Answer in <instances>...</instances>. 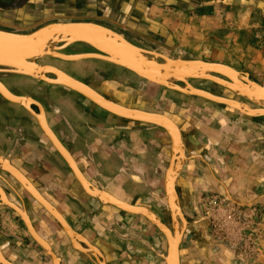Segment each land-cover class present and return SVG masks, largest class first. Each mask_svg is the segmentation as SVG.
I'll return each instance as SVG.
<instances>
[{
  "label": "crops",
  "instance_id": "crops-1",
  "mask_svg": "<svg viewBox=\"0 0 264 264\" xmlns=\"http://www.w3.org/2000/svg\"><path fill=\"white\" fill-rule=\"evenodd\" d=\"M217 1L218 0H204L202 2L195 0H0V14H16L21 16L25 13L26 9L32 8L31 11H33V14L37 13L34 14L35 16H31L30 18L24 16V18L26 17L24 22H17L15 24L23 28H29L28 26H34L58 16H67V19L64 18V20L72 21L60 22H90L106 28H114L112 24L116 22L119 25L123 24L129 27L130 24L128 22H133L132 25L136 24V26L131 27L137 30L140 29V27H137L136 21H159L161 23L160 27H164V21L171 22V18H173V16L168 15L169 12H178L180 15H182L183 12L184 14H187L189 12V10L185 7V5L187 6V4L202 6L211 5L212 3L216 4ZM241 1L244 0H227V2H231L233 4H238ZM2 18L3 17L0 16L1 24L8 25L9 23H12ZM0 30L18 33V31L15 30H4L1 28ZM133 35H135V37L141 36L137 33H134ZM56 89L59 88H53L52 90L55 91ZM198 101L202 103V101ZM204 113L208 115L207 118H200L196 115H193L192 117L186 118L183 123H181L180 121L179 125L173 119L166 116L170 120L174 121V123L181 131L187 154L189 156L197 157V160H192L183 167L181 176L178 179V185L182 188H185L186 191L188 188V181H198L200 182V186H205L206 189L207 180L214 182L215 184H218V180H225L227 182H230L231 188H236L237 191L243 192L245 196L264 195V129L262 130L260 129V127L256 128L255 126H253V124H250V122L244 121L247 119H245L244 117H241V119L236 123H234L233 120H227L225 118V122L221 121V125H215L211 123V120H209L208 118L216 116V112L213 111L214 114H209L208 112ZM233 115L234 114H232V116ZM121 136L123 137V139L116 144L115 149L123 155L125 154V156L129 155L132 163L134 162L133 164H131L130 162V166H132L136 171L134 173L138 176L140 182H146V184L148 185H150L151 183L155 185L156 182L160 181L159 185L161 186V180L163 178L158 176L154 177V175L150 172L151 167L152 169L156 170V172H158V168H155L157 167V165L152 164V166L149 167L148 164L139 162L137 160L138 148H140L138 147V144L135 143L136 141H138L137 136L127 133H122ZM125 137H128L129 139L131 138L130 140H133V142H128ZM87 149L88 153H86L88 155H86L88 160L84 158L85 156L83 155V153H80L77 145H71L70 152L74 154L75 159L80 165H84L83 171L86 177L83 173L82 174L90 184L92 183L89 180H93L96 185L100 186L101 188H106V190L111 194L113 193V195L117 199L129 205L136 206L140 203H142L143 205L150 204L152 198L149 199L137 197L138 186L137 188L133 186L131 180L132 175L129 172L126 171V174L124 173L123 169L128 168L129 165L125 167H122L120 165V169H116L115 166L104 163V161H102V159H100L98 155H94L93 157L90 156L89 148ZM171 150L172 146H170V151ZM23 152L25 153V155L31 154L34 153V149L30 150L29 148H24ZM75 163L78 164L76 161ZM167 168L166 170L160 171V176H162L163 174L165 178ZM56 172H51L49 174V172L46 170V174L44 176H41L40 178L38 176L37 178L32 177L36 184H38V189L50 202L40 194L35 185H33L27 178L26 179L32 184V186L42 196L43 199H45L58 212L60 210L61 213H59L65 216V218H67L71 222L74 231L79 233V236H81L88 244L98 249L100 253L105 256V258L107 259V261L105 260L106 264H165L164 258L167 255V242L162 234L159 233L162 238L161 240L157 232L153 229L154 227L152 228V232H150V235L153 238V241L150 242V244L154 248L161 249V244L163 241V250L165 251L164 254L157 253V251H154L153 254H150L145 250L141 251L136 246L135 242L136 239L139 238L138 231H140L139 224L143 226V228L145 227L144 229L148 228L145 224L138 220L137 216H133L130 214L128 215L127 213L119 211L115 208L103 205L101 204V202L89 197L84 192L86 196L91 199L89 200L80 192V190L76 188V186L73 185L71 187L73 191H79H77L78 196L77 194H75L76 198H74V200H77L80 206L84 207V209L79 212L80 215H75L73 213V209L75 210V207L78 205L76 202H72V208V204H67L64 199V194L67 191V187L64 185L65 180L63 179L62 175L58 173V171ZM92 186L94 185L92 184ZM194 189L199 191L203 188L194 184ZM32 200L34 199L32 198ZM154 202L158 203L157 201H155V199ZM163 202L165 203V201ZM134 203H136V205H134ZM100 205H102L103 207H101ZM255 208H264V206L260 205L259 207ZM43 210L34 209L31 212L33 221V224L31 223V225L38 236L43 240L45 239L44 241H47V243L55 249L58 255L61 256V264H89V262L85 260L84 257L78 255L77 252V254L71 252L72 250L69 248V245H71V243L67 241L65 232L62 231L64 232L63 234L59 230L57 225L54 224V219L45 210L44 213ZM4 214L13 216L14 219L16 218V216L7 209H4L0 214V250H2L1 252L4 253V257H6L5 259H9L11 262H24L22 261V258L19 256V254L14 252V250H21L20 252L24 254L26 253L29 257V261L27 260L28 262H25L26 264L38 263L37 260L40 258V253L36 249H34L33 246L26 245V243L32 245V242L28 240L29 236L27 234H23L26 242H23L19 238H16V236H14L13 234H3L2 227L6 224H2V220L11 223V217H4ZM49 216L53 220H51ZM143 221L151 225L146 220L143 219ZM88 224L101 225H98L97 227ZM100 226L104 228L108 226L114 228L113 232L116 237L107 238L106 231L100 229ZM7 227L12 228L13 225L7 224ZM154 240H158L157 244H155ZM188 247L189 243L180 249V264H207L196 253H190V250L188 251ZM82 248L86 249V247L84 246H82ZM217 249L227 250L228 247L224 246L222 243H217ZM183 253L185 256L183 255ZM161 256L163 257L162 259ZM216 261L217 264H220V262L223 261V258L218 257ZM236 261L237 260L232 259L229 264H233ZM241 263H243V259H241Z\"/></svg>",
  "mask_w": 264,
  "mask_h": 264
},
{
  "label": "flooded vegetation",
  "instance_id": "flooded-vegetation-1",
  "mask_svg": "<svg viewBox=\"0 0 264 264\" xmlns=\"http://www.w3.org/2000/svg\"><path fill=\"white\" fill-rule=\"evenodd\" d=\"M61 53L64 55L72 56L94 53V51L85 45H74L62 51ZM164 55L171 59L188 61V59L183 55H179L177 58H172L170 55L165 53ZM39 64L53 66L66 73L70 77L90 86L96 92L103 95L107 100L120 104L122 103V105L127 107L141 110L143 107L137 106L139 98L138 96H142L139 94H144V96H146V99L151 102L155 101L158 104L159 102H162L161 97L164 96L165 101H163V106H166L167 103L171 101L172 106L175 109L183 108L188 111H196V113L199 110L204 115H206L204 112L212 114L210 109L204 106V104L207 105L206 102L202 104L198 101L194 102L192 105L189 104V101L192 98L173 91H169L168 93L166 92L167 94L163 92H161L160 94H153V92L149 91L153 87L149 86L147 82L138 79L135 75L125 70L116 68L103 62H99L96 60H85L72 63L60 61L57 59H45L43 61H40ZM48 77L51 79L53 78L52 76ZM0 81L12 94L18 97L31 98L43 107L48 127L59 140V142L72 155L73 159L77 163L78 161L75 159L74 154L70 152L71 145H77L78 150L80 151V153H83V155L85 156L83 157L86 160H88L87 148H89L90 156L93 157L94 155H98V157L102 159L104 163L115 166L116 169H120V165L122 167L129 165L128 168H124L125 170L123 169V171L124 173L126 171L129 172L132 175L131 180L133 186L135 188H137L138 186L137 197L149 199L152 198L150 204L148 205H143L142 203L137 205L136 203H134V205L151 211L172 232L169 211L165 203L163 202L165 201V191L163 186L164 175L162 174L163 177L160 176V171L166 170L169 164V160L171 157V142L168 135L162 129L153 127L151 125L123 120L116 116H111L105 113V111L101 110V108L95 106L92 102L87 101V99H85L84 97H81L78 94L60 87L50 86L43 82H37L29 78L6 74H0ZM199 82L209 83L207 81L190 80L189 84L190 86L199 90L213 92L208 88H199L197 85V83ZM178 85L181 86V84ZM210 85L216 86L214 84ZM216 87L219 88L222 92L213 93L219 94L220 96L228 99L230 98L237 100L239 101V103L244 102L252 109L256 108V106H254L253 104H250L247 101H243L242 99H238L232 93H230L229 90L221 88L219 86ZM53 88L59 89L53 91ZM114 94H118V98L114 99ZM123 95L126 96V100L124 99V101L121 102L120 99ZM128 101L129 103H126ZM31 109L35 114H39V110L37 107L31 106ZM143 109L146 110L145 108ZM155 113L163 114V112L161 111H156ZM229 114L232 116L233 113L229 112ZM253 120L259 122L264 121L263 118H255ZM122 133L134 134V136H137L138 141H136L135 143H137L138 147H140L138 148L137 160L139 162L148 164L149 167L152 166V164L157 165V167L155 168H158V172L152 169V167L150 172L154 175V177L158 176L163 178L161 180L162 186L159 185L160 181L156 182L155 185H153L152 183L148 185L146 184V182H140V179L134 173L136 171L132 166H130L134 162L132 163L129 155L125 156V154L123 155L115 149L116 144L123 139V137L121 136ZM125 138L128 142H133V140H130L131 138ZM24 148H29L30 150L34 149V153L25 155V153L23 152ZM185 155L188 158L189 162L197 158L195 156H189L186 150ZM0 157L6 159L10 163V165L16 168L18 172H21V174H23L33 185H35L37 190L47 201L49 200L38 189V184H36L32 177L37 178L38 176L40 178L41 176H44L46 174V170L49 172V174L51 172L58 171V173H60L65 180L64 185L67 187V191L64 194V199L67 204L70 205L72 204V202H76L78 206L75 207V210L73 209V213L75 215H80L79 212L84 209V207L80 206V204L77 202V200H74V198H76L75 194H77L78 196V190H80V192L86 198H88L84 193L82 186L74 178V174L63 162L58 153H56L52 148L50 142L47 141L38 125V121L36 120V118L32 117V115L25 111L23 108L12 105L4 101L2 98H0ZM77 165L84 174V165H80L79 163ZM89 181L97 189L107 191L106 188H101L100 186L96 185L93 180ZM199 183L200 182L198 181H188V188L186 191L185 188H182L179 185L176 188L179 197V205L182 210L183 217L187 223L185 232L183 233V238L181 240L180 249L189 243L188 251L190 250V253H196L207 264H217L216 260L218 257L223 258V261L220 262V264H229L232 259L239 260V252L232 251L229 248L227 250L217 249V242L210 235L208 222L203 217L198 216V209L194 205L196 196L198 194L205 193L206 190L209 192L219 191L224 193V190L220 186H218L217 183L215 184L214 182H211L209 180H207L206 189L205 186H200ZM194 184L203 189L199 191L195 190ZM73 185L76 186L78 190L73 191V189L71 188ZM0 187L4 190L7 198L13 204H15L20 209H23L27 213L31 220V223L33 224L31 212L34 209L43 210L41 206L37 202L32 200V198L26 194L22 187L16 184L7 173L1 171ZM229 192H231L230 195L233 198L239 200V198H236V195H234L233 191ZM243 196L245 195L243 194ZM154 199L158 203L154 202ZM187 202H190V205H187ZM260 205H264V201L261 200L258 206ZM71 206L73 208V204ZM100 206L103 207L102 205ZM4 209L6 208H4L3 206L0 208V214ZM63 217L68 226L74 231L71 222L67 218H65V216ZM49 218L53 220L50 216ZM16 220L19 221V219L17 218ZM53 222L62 232L63 229L61 228V226L54 220ZM180 224L182 223L180 222ZM88 225H94L98 227V225L101 224ZM22 226L25 229L23 223ZM100 229H103V231L105 230L106 234H108L110 237H116L113 232L114 228L110 226L105 228L100 226ZM62 233L64 234V232ZM65 237L67 241L70 242L69 238L66 235ZM138 242L142 243L143 240L136 239L135 244L138 245ZM144 243H146V241H144ZM51 248L54 254H56L58 258H60L61 256L58 255L55 249L52 246ZM69 248L72 250L71 252L77 254L73 250L71 245H69ZM37 249V251H39L41 255L45 256L40 248ZM164 252L165 251L163 250L159 251L158 253L164 254ZM78 255L86 259V257L82 254L78 253Z\"/></svg>",
  "mask_w": 264,
  "mask_h": 264
},
{
  "label": "rangeland",
  "instance_id": "rangeland-1",
  "mask_svg": "<svg viewBox=\"0 0 264 264\" xmlns=\"http://www.w3.org/2000/svg\"><path fill=\"white\" fill-rule=\"evenodd\" d=\"M185 7L189 10L187 14H184L183 12V14L180 15L178 12H169L168 15L173 16V18H171V22L164 21V27H160L161 23L154 20H140L138 22L136 21L137 27H140V29L137 30L131 27L136 26V24L132 25L133 22H128L130 24L129 27L121 23V25H119L117 22L114 23L115 25L112 24V26L118 30H121L127 35L135 36L133 35L134 33L141 35L136 37L150 44L140 47L142 49L157 52L162 55H164L165 53L170 55L172 58H177L179 55H183L188 60H197L227 66L235 70L236 72L247 74L249 80L264 87V0H244L239 2L238 4L227 2V0H218L216 4L212 3L211 5L202 6L187 4V6L185 5ZM31 9L32 8L26 9L25 13L21 16L16 14H0V16L3 17L2 19L12 22L9 24L7 23L8 25H3L0 23V28L4 30L18 31V34H29L30 32L44 27L47 24L57 23L60 21H72L64 20V18L67 19V16H58L34 26H28L29 28H23L19 27V25H15L17 22H24L26 17L30 18L31 16H35L34 14H37H33V11H31ZM24 16L26 17L24 18ZM124 28L127 29L125 30ZM216 77L220 78L219 76ZM210 84L213 83H197L198 87L201 89L208 88L209 90L216 93L222 92L219 88L216 87L219 85L214 84L216 86H213ZM149 86H152L154 88L149 90L153 92V94H160L161 92L167 94L169 92V90L158 86ZM213 92L209 93L222 97L219 94ZM139 95L142 96H138L139 98L137 106H141L148 111H161L163 112V114L173 119L178 125L180 121L181 123H183L186 118L192 117L193 115H196L200 118L208 117L207 114L204 115L199 110L196 113V111H188L183 108L175 109L173 108L171 101H169L166 106H163V101H165L164 96L161 97L162 102H159L158 104L155 101L151 102L146 99V96H144V94ZM117 96L118 94H114V99L118 98ZM234 96L238 99H242L236 95ZM121 97V102H123L124 99L126 100L125 95ZM190 98L192 99L189 101V104L193 105L194 102H198V100H200L202 101V104L204 102L207 103V105L204 104V106L210 109L211 113H213V111L216 112V116L208 118L209 120H211V123L215 125H221V121L225 122V118L227 120H233V122L236 123L241 119V117H244L245 119L247 118L244 121L250 122V124H253V126H255L256 128L260 127V129H264V121L259 122L253 120L255 118H248L226 106H219L212 102L205 101L202 98ZM242 100L246 101L244 99ZM126 103H129V101ZM241 103L245 104L244 102ZM254 106H256L255 109L264 108V105ZM230 110L233 112V114L236 113L232 117L229 114V112H231ZM188 162H186V164ZM217 182L218 186H220L224 190V193L219 191H206L205 193L198 194L196 196L194 205L198 209V216L203 217L208 222L210 235L216 240L217 243H222L232 251L239 252L238 256L240 260H237L233 264H242L241 259H243V264H264V208H255L259 207L258 205L261 200L264 201V195L243 196V192L237 191L236 188H231L230 182H227L225 180H218ZM177 186L178 181L176 188ZM229 191H233L234 195H236V198H239V200L233 198L230 195L231 192ZM225 193L230 195L238 204H243L244 207H240L226 201L224 196ZM187 205H190V202H187ZM8 216L10 215L4 214V217ZM10 217L11 223L2 220V224H6L2 227L3 234H13L14 236H16V238H19L23 242H26L23 234L27 233L25 231L26 229L24 230L21 221L15 220L17 217L15 219L13 216ZM137 218L149 229H144L145 227L143 228V226L139 224L140 231H138V239H142L143 242H138L139 246L137 244L136 246L141 251L145 250L146 252L153 254L154 252H152L146 245L148 244L150 247H152L150 242L153 241V238L150 235V232H152L153 226L144 222L142 218ZM7 224H12L13 227H7ZM153 229L157 231L156 228ZM157 234L161 238L158 231ZM106 237L109 238L110 236L107 234ZM28 238V240L32 242V245H30L29 243H26V245L33 246L34 249L38 250L37 248L39 247L36 245V243L33 242L30 236ZM144 241H146V243H144ZM157 241L158 240H154L155 244H157ZM163 247L164 243L162 241L161 249H157L154 247L152 248L158 253L159 251H163ZM232 247H234L235 249H232ZM20 251L14 250V252L18 253L22 258V261L28 262V255ZM48 259L49 258L44 257L40 254V258L37 260L38 263L36 264H49ZM85 260H87L89 264H93L89 259L86 258ZM105 260L107 261L106 258Z\"/></svg>",
  "mask_w": 264,
  "mask_h": 264
},
{
  "label": "water",
  "instance_id": "water-1",
  "mask_svg": "<svg viewBox=\"0 0 264 264\" xmlns=\"http://www.w3.org/2000/svg\"><path fill=\"white\" fill-rule=\"evenodd\" d=\"M74 45H85L91 48L94 53L81 54L75 56H67L61 53L62 51ZM47 58L57 59L64 62H79L85 60L101 61L116 68L123 69L137 76L148 84L156 85L166 90L173 91L188 97H201L204 100L212 102L219 106L226 104L221 103L222 101H218L220 99H217L216 97L212 96L216 100H214L213 98H208V93L194 90V88L190 86L189 81L193 79H199L203 81L214 82L216 84H218L219 82L218 85H221V83L229 84V82L225 83V81L221 79H216V77L212 76L218 75L226 80H229L230 78L222 73V70H227L229 72L234 73L235 76L237 75L239 79H242V81L246 82L247 84H250L254 86V88L264 92V87L249 80L247 74H241L229 67H225L219 64H211L197 60L184 61L180 59H170L157 52H152L137 47L136 45L130 43L127 39H125L121 34L106 27L90 22L52 23L41 27L30 34H18L0 30V74L23 76L34 81L45 82L46 84H51L60 88H64L84 98L86 97V92H89L88 94H91L96 98L101 99L94 92L85 87L83 83L73 79L72 77L63 73L59 69L55 67L38 65V62L43 61ZM46 75L52 76L53 78H46ZM178 84H181V86H179ZM187 87L188 90H186ZM227 90H229L234 95H237L243 98L244 100L249 101L254 105H264V102L261 100L260 103H256L254 100H250L244 97L243 95L238 94L234 90ZM0 98L10 104L23 108L34 118H36L41 131L50 141L53 148L68 164L69 168L73 170V172H75L78 180L83 185V188L88 192V187L79 172L77 171V169L75 168L69 153L56 140L55 136L51 133L44 120H42V118L40 117L38 118L39 114H35L31 109V106H35L38 108L40 113L41 106H39V104H37L36 102L29 104V98H21L12 94L1 83V81ZM102 102L108 104L107 101L102 100ZM243 107L246 108L247 106ZM246 110H249V108H246ZM110 111L111 112L109 113H112L114 116L120 117L123 120L135 123L140 122L141 124L151 125L160 129H162V125L166 123L171 128L175 129L176 136L180 141H178V143H180L181 151L177 153V156L174 155L171 151V157L169 160L167 174L164 178L163 185L165 191V205L169 211L172 233H174V236H178V230H183V228L187 225L183 214L180 211L179 197L176 191L177 181L182 173L184 165L186 164V162H188V158L185 155V145L181 132L179 133L175 125H173V123L164 116L142 115L141 118H139L134 112H132V116H122V114L119 112L116 113L112 110ZM236 112L241 113L239 110H236ZM134 115L136 116L133 117ZM0 171L7 173L16 184L20 185L21 187L25 186L24 188L27 189L29 194H31L34 199L39 202V204L59 222L61 228L63 229V231H65L70 242L73 243V247H75L74 238L77 237L78 234L73 231L66 224V222L62 220L60 216L43 199H41V197L36 193L33 187H31V185L27 181H25L23 176L16 169L12 168L9 162L2 157H0ZM92 191L95 192V194H91V198L99 200V190L96 191L92 188ZM3 194L4 193L0 188V197H2ZM167 195L171 197L168 198ZM224 196L226 201L231 202L240 207H244L243 204H238L227 193H225ZM101 204L103 203L101 202ZM5 207L24 224L27 234L30 236L33 242L36 243V245L43 251L44 255L49 258V264H60L61 259L55 257V255L51 252V249L48 244L35 233L27 215L23 213L19 208L13 205L6 204ZM137 211L138 212L133 214V216L147 219L149 223L154 228H156L159 233L164 235L168 240L172 233L157 216H155L151 211L145 208H139L137 209ZM140 213H142L143 215ZM180 222L182 224H180ZM182 230L180 231V235L183 234ZM181 238L182 237L176 239V244L174 248L171 246V254L173 253V251L175 252V254L173 255L174 264H179L177 249L179 244H181ZM81 244L87 248V245L85 243ZM146 245L152 252L155 251L148 244ZM170 245L171 243L169 242L167 246L169 252ZM233 248L234 247H232V249ZM73 250L85 256L93 264H105L103 258L99 255V257H97L95 255H92L91 252H80L81 249L79 246L77 249L76 247L75 249L73 248ZM1 251L0 264H26L25 262L21 261L11 262L9 259H5V255L3 252L1 253ZM162 258L163 257L161 256V259Z\"/></svg>",
  "mask_w": 264,
  "mask_h": 264
},
{
  "label": "bare ground",
  "instance_id": "bare-ground-1",
  "mask_svg": "<svg viewBox=\"0 0 264 264\" xmlns=\"http://www.w3.org/2000/svg\"><path fill=\"white\" fill-rule=\"evenodd\" d=\"M57 23H61V22H57ZM88 54H92V53H88ZM64 55V54H63ZM68 56V55H67ZM75 56V55H74ZM165 57H167V56H165ZM169 58V57H168ZM47 59H50V58H47ZM171 59V58H170ZM73 63V62H72ZM211 64H214V63H211ZM38 65H40L39 64V62H38ZM220 65V64H219ZM40 66H48V67H53V66H49V65H40ZM223 66V65H222ZM225 67H227V66H225ZM235 71V70H234ZM64 73V72H63ZM222 73L225 75V76H228L230 79L229 80H226V79H221L222 77H220V78H218V77H216V76H218V75H212L213 77H216V79H221V80H223V81H225V83L226 82H229V84H222L221 83V85H219V86H221V87H223V88H226V89H231V90H234V91H236L238 94H241V95H243L244 97H246V98H248V99H250V100H254L256 103H260V100L261 101H263L264 102V92H262V91H260V90H258V89H256V88H254V86H252V85H250V84H247L246 82H244V81H242V79H239L238 77H237V75L235 76V74L234 73H232V72H229V71H227V70H222ZM23 77V76H22ZM137 77V76H136ZM27 78V77H26ZM46 78H49L47 75H46ZM51 79V78H50ZM195 80H199V79H193V81H195ZM200 81H203V80H200ZM215 81V80H214ZM37 82H39V81H37ZM208 82V81H207ZM2 83V82H1ZM43 83H45V82H43ZM211 83H213V84H216V83H214V82H211ZM3 84V83H2ZM46 84V83H45ZM218 84H219V82H218ZM218 84H216V85H218ZM4 85V84H3ZM47 85H50V86H55V85H51V84H47ZM85 87H87L89 90H91L92 92H94L99 98H101L103 101H107L108 102V104H105V103H103L102 102V100L101 99H98V98H96L95 96H93V95H91V94H88L89 92H86V97H85V99H87L88 101H90V102H92L95 106H97V107H99V108H101V110H103V111H105V112H107V113H109V112H111L110 110H112L113 112H116V113H121L122 114V116H124V115H126V116H132V112H134L139 118H141V116L143 115V116H146V115H149V116H151V115H153V116H156V115H158V116H164V115H160V114H156V113H151V112H146V111H143V110H140V109H131V108H127V107H124V106H122V105H120V104H118V103H115V102H112V101H109V100H107L106 98H104V96H102V95H100V94H98L95 90H93V89H91L90 87H88L87 85H85V84H83ZM149 85H152V84H149ZM223 85V86H222ZM5 86V85H4ZM154 86H156V85H154ZM180 86V85H179ZM6 87V86H5ZM57 87V86H56ZM159 87V86H158ZM192 87V86H191ZM7 88V87H6ZM193 88V87H192ZM186 90H188V87H187V89ZM194 90H197V91H203V90H199V89H196V88H194ZM9 91V90H8ZM10 92V91H9ZM204 93H208L209 95H207V97L208 98H213V97H216L217 99H220V100H218V101H222L221 103H225L226 105H223V106H226V107H229L230 109H232V110H239L241 113H243L242 115L243 116H246V117H248V118H258V117H261V118H264V108H259V109H251L249 106H247V105H245V104H242V103H239V101H236V100H231V99H226V98H223V97H219V96H216V95H213V94H211V93H209V92H205V91H203ZM249 93V94H248ZM211 95V96H210ZM213 96V97H212ZM237 96V95H236ZM239 97V96H238ZM21 98H27V97H21ZM201 98V97H200ZM241 98V97H240ZM203 99V98H202ZM214 100H216L215 98H213ZM243 99V98H242ZM206 101V100H205ZM212 101V100H211ZM31 103H35V101L33 100V99H31V98H29V104H31ZM38 104V103H37ZM110 104V105H109ZM240 104H242L243 106H247L246 108H249V110H246V108H244L242 105H240ZM257 105H259V106H263V105H261V104H257ZM40 106V105H39ZM41 108V112L39 113V116H38V118L40 117V118H42V120H44V122H45V124L47 125L48 123H47V121H46V115H45V111H44V109H43V107L41 106L40 107ZM239 113V112H238ZM240 113V114H241ZM110 115H113L112 113H109ZM136 115H134L133 117H135ZM114 116V115H113ZM33 117V116H32ZM117 117V116H116ZM165 118H167V119H169L168 117H166V116H164ZM118 118H120V117H118ZM170 120V119H169ZM172 123H173V125H175V127L177 128V130L179 131V133H180V130H179V128L177 127V125L174 123V121H172V120H170ZM137 123V122H136ZM138 123H140V122H138ZM143 123V122H142ZM141 124V123H140ZM39 125V124H38ZM40 127V126H39ZM47 127H48V125H47ZM162 130H164L166 133H167V135H168V137H169V139H170V142H171V145H172V153L174 154V155H176L177 156V153H179L180 151H181V146H180V143H178V138H177V136H176V131H175V129H173V128H171L168 124H164V125H162ZM49 128V127H48ZM49 130H50V128H49ZM51 131V130H50ZM168 131V132H167ZM51 133H52V131H51ZM169 133V134H168ZM44 134V133H43ZM53 134V133H52ZM54 135V134H53ZM45 136V135H44ZM55 136V135H54ZM172 137V138H171ZM45 138L47 139V137L45 136ZM55 138H56V136H55ZM56 140L59 142V140L56 138ZM47 141H49L48 139H47ZM50 142V141H49ZM180 142V141H179ZM60 143V142H59ZM51 144V143H50ZM60 145L66 150V148L60 143ZM53 147V146H52ZM55 150V149H54ZM56 151V150H55ZM67 151V150H66ZM57 152V151H56ZM68 152V151H67ZM58 153V152H57ZM69 153V152H68ZM59 154V153H58ZM69 155H70V153H69ZM60 156V155H59ZM61 157V156H60ZM70 157H71V159H72V161H73V164H74V166H75V168L77 169V171L79 172V174L81 175V177L83 178V180L85 181V183H86V185H87V187H88V192H87V190H85L84 188H83V185L81 184V182L78 180V178H77V176H76V174H75V172H73V170H71L70 168V170L72 171V173L74 174V176H75V178H76V180L79 182V184L82 186V188H83V190H84V192L89 196V197H92L91 196V194H95V192H93L92 191V188L94 189V190H96V191H98L99 189H97V188H95L94 186H92V184H90L86 179H85V177L83 176V174H82V172L80 171V169L78 168V166H77V164L75 163V161H74V159L72 158V156L70 155ZM62 158V157H61ZM63 159V158H62ZM64 160V159H63ZM65 162V161H64ZM66 163V162H65ZM10 164V163H9ZM66 165L68 166V164L66 163ZM12 166V165H11ZM69 167V166H68ZM12 168H14L13 166H12ZM14 169H16V168H14ZM20 174H21V172H19ZM166 174H167V172H166ZM22 176H23V178L25 179V181H27L30 185H31V187H33L32 186V184L26 179V177L23 175V174H21ZM168 183V182H167ZM23 187V186H22ZM25 187V186H24ZM23 187V189L25 190V192L29 195V196H31V198H33L34 199V197L31 195V194H29V192L27 191V189L26 188H24ZM1 188V187H0ZM28 188V187H27ZM91 188V189H90ZM33 189L36 191V189L33 187ZM1 190L3 191V196L2 197H0V208L3 206V207H5L6 206V204H9V205H13V206H15V207H17L15 204H13L8 198H7V195L5 194V192H4V190L1 188ZM99 192V196H98V198H99V200L98 201H101L102 203H103V205H106V206H109V207H112V208H115V209H117V210H119V211H125V213H127V214H130V215H133V214H135L136 212H138L137 211V209H139V208H141V207H136V206H132V205H129V204H127V203H125V202H123V201H121V200H119V199H117L113 194H111V193H109L108 191H105V190H99L98 191ZM36 193L41 197V199H43L42 198V196L36 191ZM168 196V198H170L171 196H169V195H167ZM35 200V199H34ZM59 216H60V218L62 219V220H64V218L62 217V215L55 209V208H53L45 199H43ZM36 201V200H35ZM37 202V201H36ZM38 204H39V202H37ZM168 203V202H167ZM40 205V204H39ZM41 206V205H40ZM8 207V206H7ZM120 207V208H119ZM180 207V206H179ZM17 208H19V207H17ZM41 208H43L42 206H41ZM20 209V208H19ZM44 209V208H43ZM23 213H25L26 215H27V213L23 210V209H20ZM50 216H51V214L46 210V209H44ZM43 210V211H44ZM44 211V212H45ZM180 211H181V208H180ZM181 213H182V211H181ZM140 214H142V213H140ZM143 215V214H142ZM148 216V215H147ZM27 217H28V215H27ZM54 220H56L53 216H51ZM146 217V216H145ZM29 218V217H28ZM144 220H146L147 222H149L147 219H145V218H143ZM29 221H30V219H29ZM57 221V220H56ZM55 221V222H56ZM65 221V220H64ZM186 221V220H185ZM31 223V222H30ZM57 223L59 224V222L57 221ZM67 224V223H66ZM187 224V223H186ZM60 225V224H59ZM32 226V225H31ZM61 226V225H60ZM33 228V227H32ZM181 228V227H180ZM184 229H186V227H184L183 228V230L182 229H179L178 230V236L177 235H175L174 236V233H172V235L168 238V240H167V238L164 236V235H162L164 238H165V240H166V242H167V246H168V243L170 242L171 243V245H170V252L168 251V247H167V255H166V257H165V264H174V254H175V252L173 251V253L171 254V250H172V248H171V246L174 248V246H175V244H176V239L177 238H180V237H182L183 238V234H181L180 235V231L182 230V233H184L185 232V230ZM33 230H34V228H33ZM35 231V230H34ZM184 231V232H183ZM65 232V231H64ZM36 233V232H35ZM37 234V233H36ZM66 234V233H65ZM38 235V234H37ZM41 238V237H40ZM181 238V239H182ZM42 239V238H41ZM43 240V239H42ZM45 240V239H44ZM43 240V241H44ZM47 243V242H46ZM71 243V242H70ZM74 243H75V247H76V249L78 248V246L80 247V252H83V253H88V252H91V254L92 255H95V256H97V257H102L103 258V260H104V262H105V264H106V261H105V258H104V256L102 255V253H100V251L98 250V249H96L95 247H93L92 245H90V244H88L81 236H77V237H75L74 238ZM81 243H85L86 245H87V248L86 249H82V244ZM48 244V243H47ZM73 243H71V245H72ZM180 245L181 244H179V246H178V253H177V255H178V259H179V264H180V259H181V254H180V251H179V249H180ZM48 246L50 247V249H51V246L48 244ZM75 247H73V245H72V248H74L75 249ZM1 251V250H0ZM51 252L53 253V251H52V249H51ZM2 253V252H1ZM54 254V253H53ZM55 255V254H54ZM99 255V256H98ZM55 257H57L56 255H55ZM6 258V257H5ZM58 258V257H57ZM61 264V263H60Z\"/></svg>",
  "mask_w": 264,
  "mask_h": 264
},
{
  "label": "trees",
  "instance_id": "trees-1",
  "mask_svg": "<svg viewBox=\"0 0 264 264\" xmlns=\"http://www.w3.org/2000/svg\"><path fill=\"white\" fill-rule=\"evenodd\" d=\"M195 1H204V0H195ZM107 28H109V29H111V30H113V31H115V32H117V33H119V34H121V35H123L129 42H131V43H133L134 45H136V46H138V47H143V46H147V45H150V44H148V43H146V42H144V41H142V40H140L139 38H137V37H135V36H131V35H127V34H125V33H123L121 30H118V29H116V28H111V27H107ZM11 33H13V32H11Z\"/></svg>",
  "mask_w": 264,
  "mask_h": 264
}]
</instances>
